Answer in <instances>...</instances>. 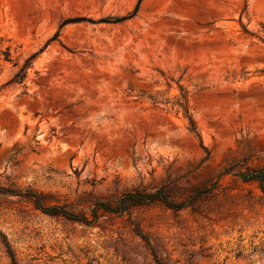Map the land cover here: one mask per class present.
<instances>
[{"label": "rangeland", "instance_id": "374dc122", "mask_svg": "<svg viewBox=\"0 0 264 264\" xmlns=\"http://www.w3.org/2000/svg\"><path fill=\"white\" fill-rule=\"evenodd\" d=\"M260 168L264 0H0V187L193 202L85 225L1 194L0 264H264Z\"/></svg>", "mask_w": 264, "mask_h": 264}, {"label": "trees", "instance_id": "16d2710c", "mask_svg": "<svg viewBox=\"0 0 264 264\" xmlns=\"http://www.w3.org/2000/svg\"><path fill=\"white\" fill-rule=\"evenodd\" d=\"M183 97V96H182ZM184 99V98H183ZM177 105L182 109L183 115L189 121L190 131L193 130V120L188 112L186 105V100L177 101ZM239 177L245 182H256L264 194V168L249 170L247 172H240ZM202 191H199L193 195L194 200L199 196ZM14 195L21 198L29 200L35 207V209L40 210L42 213L50 216H63L67 219L83 223L85 225H94L97 223L99 217L102 213L122 215L129 213L132 206L138 205H148L152 203H161L164 206L179 210L181 208L192 205L193 202H174L170 197L168 191L164 187H160L152 192L145 189H134L132 191L123 193L121 196L117 197L115 200L107 201H97L93 204L90 209V216L85 212L74 213L67 208L66 204H50L48 202V195L42 192H38L32 189L26 190H9L7 188L0 187V195ZM6 246V251L11 259L12 264H16V259L14 253L11 251L8 242H4Z\"/></svg>", "mask_w": 264, "mask_h": 264}]
</instances>
